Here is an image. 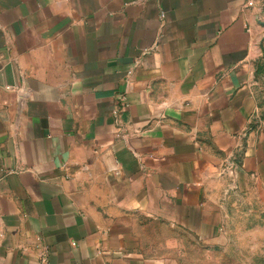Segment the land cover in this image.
Segmentation results:
<instances>
[{"label":"crops","instance_id":"crops-1","mask_svg":"<svg viewBox=\"0 0 264 264\" xmlns=\"http://www.w3.org/2000/svg\"><path fill=\"white\" fill-rule=\"evenodd\" d=\"M236 223L264 230V0H0V264H209Z\"/></svg>","mask_w":264,"mask_h":264},{"label":"rangeland","instance_id":"rangeland-1","mask_svg":"<svg viewBox=\"0 0 264 264\" xmlns=\"http://www.w3.org/2000/svg\"><path fill=\"white\" fill-rule=\"evenodd\" d=\"M232 226L230 238L205 261L209 264H264V230L251 232L246 223Z\"/></svg>","mask_w":264,"mask_h":264},{"label":"built area","instance_id":"built-area-1","mask_svg":"<svg viewBox=\"0 0 264 264\" xmlns=\"http://www.w3.org/2000/svg\"><path fill=\"white\" fill-rule=\"evenodd\" d=\"M262 0H245L246 7L255 8ZM118 114V113H115ZM45 262V260H44Z\"/></svg>","mask_w":264,"mask_h":264}]
</instances>
